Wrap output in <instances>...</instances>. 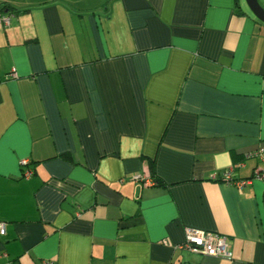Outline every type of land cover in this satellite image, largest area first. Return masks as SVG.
<instances>
[{"label":"crops","instance_id":"0c3cea01","mask_svg":"<svg viewBox=\"0 0 264 264\" xmlns=\"http://www.w3.org/2000/svg\"><path fill=\"white\" fill-rule=\"evenodd\" d=\"M1 16L0 264H264V181L222 180L263 163L246 0H0ZM187 227L231 257L178 248Z\"/></svg>","mask_w":264,"mask_h":264},{"label":"built area","instance_id":"2783aa9c","mask_svg":"<svg viewBox=\"0 0 264 264\" xmlns=\"http://www.w3.org/2000/svg\"><path fill=\"white\" fill-rule=\"evenodd\" d=\"M8 22L9 17L1 16L0 22ZM16 75V74H14ZM259 156L262 159V164H258L254 167L253 174L249 178L245 179H234L233 172L235 166H230L223 172L222 180L228 184H234L237 188H242L248 183H251L253 180H262L264 181V154L261 150H258L254 153L248 155L250 156ZM23 165L27 164V161L22 162ZM243 165V163L241 164ZM33 174V171L28 169L25 170L23 176L25 178H30ZM139 181L143 182L145 185H153L155 181L152 178L143 180L139 178ZM0 233H6L5 223H0ZM180 249H188L192 252L202 253L212 256H222V257H231L230 245L228 241V236L220 234L214 231H207L194 227H187L185 229V240L177 246ZM42 264H57L55 260H45Z\"/></svg>","mask_w":264,"mask_h":264},{"label":"water","instance_id":"95a60500","mask_svg":"<svg viewBox=\"0 0 264 264\" xmlns=\"http://www.w3.org/2000/svg\"><path fill=\"white\" fill-rule=\"evenodd\" d=\"M252 13L262 22H264V6L259 0H246Z\"/></svg>","mask_w":264,"mask_h":264},{"label":"trees","instance_id":"16d2710c","mask_svg":"<svg viewBox=\"0 0 264 264\" xmlns=\"http://www.w3.org/2000/svg\"><path fill=\"white\" fill-rule=\"evenodd\" d=\"M154 170H155V169H154L153 164H150V175H151V177H154V173H155ZM154 178H155V177H154Z\"/></svg>","mask_w":264,"mask_h":264}]
</instances>
